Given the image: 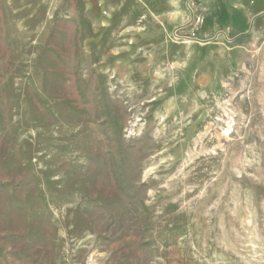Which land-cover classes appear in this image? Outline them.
I'll list each match as a JSON object with an SVG mask.
<instances>
[{"label": "rangeland", "instance_id": "374dc122", "mask_svg": "<svg viewBox=\"0 0 264 264\" xmlns=\"http://www.w3.org/2000/svg\"><path fill=\"white\" fill-rule=\"evenodd\" d=\"M0 264H264V0H0Z\"/></svg>", "mask_w": 264, "mask_h": 264}]
</instances>
